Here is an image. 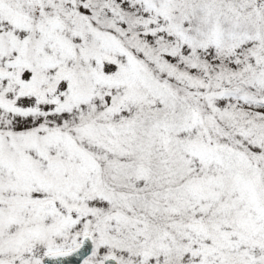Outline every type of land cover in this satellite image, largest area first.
I'll return each mask as SVG.
<instances>
[{
    "label": "snow or ice",
    "instance_id": "1",
    "mask_svg": "<svg viewBox=\"0 0 264 264\" xmlns=\"http://www.w3.org/2000/svg\"><path fill=\"white\" fill-rule=\"evenodd\" d=\"M0 264H264V0H0Z\"/></svg>",
    "mask_w": 264,
    "mask_h": 264
}]
</instances>
